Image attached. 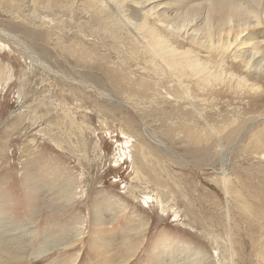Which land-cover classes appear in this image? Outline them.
Wrapping results in <instances>:
<instances>
[{
    "label": "rangeland",
    "instance_id": "1",
    "mask_svg": "<svg viewBox=\"0 0 264 264\" xmlns=\"http://www.w3.org/2000/svg\"><path fill=\"white\" fill-rule=\"evenodd\" d=\"M27 1L0 0V211L9 227L34 226L36 251L53 243L51 264H264V85L232 107L210 97L199 110L208 125L166 85L138 91L148 80L117 61L125 48L79 34V11L53 14L58 30L28 29L16 14ZM121 79L133 87L114 91ZM142 190L180 218L142 203ZM79 228L82 241L61 249Z\"/></svg>",
    "mask_w": 264,
    "mask_h": 264
},
{
    "label": "bare ground",
    "instance_id": "2",
    "mask_svg": "<svg viewBox=\"0 0 264 264\" xmlns=\"http://www.w3.org/2000/svg\"><path fill=\"white\" fill-rule=\"evenodd\" d=\"M64 11L71 15L80 12L81 16L75 18L79 34L98 38L117 54L120 46L125 48L124 57L117 61L124 63L128 72L137 70L140 76L148 80L143 82L138 91L155 92L156 85L159 88L162 84V87L166 85L165 92L174 94L172 97L176 103L188 100L194 113L203 117V122L208 125L209 116L202 112L206 103L213 104L209 101L210 97L230 107L235 99L250 102V95L264 85V32L263 36L258 34L259 29H264V0H28L24 3L22 13L16 14H25L24 25L28 29L32 24L38 29L49 30L52 24L58 30L63 23L57 21L58 18L53 20V16H56L53 14L63 18ZM10 37L22 45L17 38ZM24 55L35 58L29 52ZM125 80L121 79L120 83H114L113 80L112 89L119 92L122 87H118L121 85L132 88L134 83ZM59 111L68 121V111L63 108ZM221 116L216 115L215 118L219 120ZM209 127L213 128L211 124ZM124 154L130 155L131 150L122 151L121 155ZM129 160L134 165V160ZM129 193L131 195V191ZM140 195L142 203L148 204L155 200V205L163 214L171 213L176 219L180 218L178 211L173 206L167 207L159 196H147L148 193L144 191ZM73 199L75 191L70 194L67 204H72L70 201ZM6 221V216L0 211V264H51L48 255L53 243L36 251L34 244H31L36 233L35 227L25 225L23 229H13ZM82 235V229H77L72 242L61 249L67 250L72 244L81 242L79 238ZM74 262L75 258L66 264ZM190 264H201V258L196 257Z\"/></svg>",
    "mask_w": 264,
    "mask_h": 264
}]
</instances>
